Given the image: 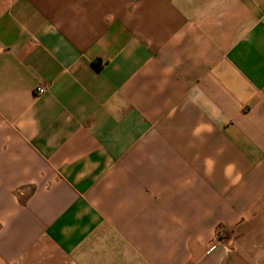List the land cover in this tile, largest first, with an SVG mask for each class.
<instances>
[{
    "label": "crops",
    "instance_id": "crops-1",
    "mask_svg": "<svg viewBox=\"0 0 264 264\" xmlns=\"http://www.w3.org/2000/svg\"><path fill=\"white\" fill-rule=\"evenodd\" d=\"M0 264H264V0H0Z\"/></svg>",
    "mask_w": 264,
    "mask_h": 264
},
{
    "label": "built area",
    "instance_id": "built-area-1",
    "mask_svg": "<svg viewBox=\"0 0 264 264\" xmlns=\"http://www.w3.org/2000/svg\"><path fill=\"white\" fill-rule=\"evenodd\" d=\"M45 92V88L44 87H37L36 89H35V93L37 94V95H41V94H43Z\"/></svg>",
    "mask_w": 264,
    "mask_h": 264
}]
</instances>
